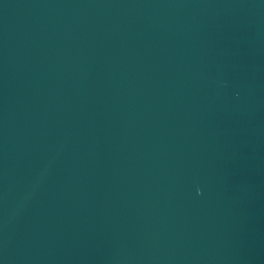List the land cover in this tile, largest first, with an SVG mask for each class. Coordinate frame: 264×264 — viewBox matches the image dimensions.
I'll use <instances>...</instances> for the list:
<instances>
[{
  "label": "water",
  "instance_id": "1",
  "mask_svg": "<svg viewBox=\"0 0 264 264\" xmlns=\"http://www.w3.org/2000/svg\"><path fill=\"white\" fill-rule=\"evenodd\" d=\"M0 264H264V0H0Z\"/></svg>",
  "mask_w": 264,
  "mask_h": 264
}]
</instances>
